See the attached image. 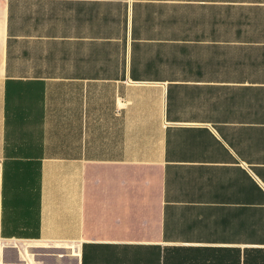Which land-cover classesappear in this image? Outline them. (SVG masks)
Listing matches in <instances>:
<instances>
[{"label":"crops","instance_id":"0c3cea01","mask_svg":"<svg viewBox=\"0 0 264 264\" xmlns=\"http://www.w3.org/2000/svg\"><path fill=\"white\" fill-rule=\"evenodd\" d=\"M0 264H264V0H0Z\"/></svg>","mask_w":264,"mask_h":264}]
</instances>
